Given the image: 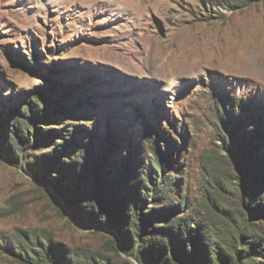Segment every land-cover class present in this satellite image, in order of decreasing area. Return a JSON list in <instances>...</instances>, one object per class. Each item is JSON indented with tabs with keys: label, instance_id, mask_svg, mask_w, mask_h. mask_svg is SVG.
<instances>
[{
	"label": "rangeland",
	"instance_id": "374dc122",
	"mask_svg": "<svg viewBox=\"0 0 264 264\" xmlns=\"http://www.w3.org/2000/svg\"><path fill=\"white\" fill-rule=\"evenodd\" d=\"M81 156L96 188L70 170ZM137 181L141 211L167 216L152 225L224 253L233 235L264 263V0H0V264L50 245L71 264H138L117 216L79 217Z\"/></svg>",
	"mask_w": 264,
	"mask_h": 264
},
{
	"label": "trees",
	"instance_id": "16d2710c",
	"mask_svg": "<svg viewBox=\"0 0 264 264\" xmlns=\"http://www.w3.org/2000/svg\"><path fill=\"white\" fill-rule=\"evenodd\" d=\"M28 106L30 108V111H32L33 103L28 104ZM32 115L35 114L32 113ZM36 131H42V129H37ZM22 132L23 131H19V133ZM48 133L52 134L54 133V130L51 129ZM23 134L27 133L23 132ZM39 135L42 136V134ZM63 139L70 140L71 138L65 137ZM234 142L238 145L240 143V141L236 142V140ZM71 143L72 141L69 142L65 140V144L63 145V147L71 148ZM247 151L248 149L244 151L243 156H241V158L244 159L243 161H246L248 157L251 158V155H253V158L250 161V167L254 168L257 164L258 158L254 156L255 154H251L250 151ZM79 158L81 162L75 161L69 164V166L72 167L70 170H72V172H74L75 174V180H78L80 187L96 188V183L87 184L85 182V180L87 179V172L84 176H81L77 173V170L80 168L84 169V171H86V169L88 168L87 157L81 156ZM75 165L76 169L74 168ZM49 168L50 167H44V173L41 175L49 177L52 181L51 184H59L65 178V176L61 173V169H55L56 175L55 177H53L52 175H49L47 173ZM170 178L174 179L172 177ZM96 179L97 178L94 176V181ZM122 179L123 177H119V179L114 180V183L113 181L109 180L110 183L107 185V187H110L111 185L113 187H118ZM160 180L162 181V183L159 186V191H161L162 193L166 190H170V183H167L166 181L164 182L162 178ZM142 188V182L137 181L131 187L130 191L126 192V195H124V198L129 194L130 197H127L122 204H113V202L109 200L106 202L108 206L106 211L103 210V205L98 204L97 209L91 210L89 213L85 211L84 213H81V215L79 213V217L81 218L83 225H86L88 220H95L98 225L107 226L110 217L112 215H115L116 218L117 216L118 221L115 222V225L117 228L121 229L124 234L122 238V248L128 256L134 257L135 261L138 264H255L251 261V259L249 260L248 255L250 250L256 251V248L259 247H257L252 242H246L243 247L240 243H238L239 238L234 239V241H232L233 235H230L231 239L227 243H224V245L228 247V249H225L227 253H224L221 250L220 246L216 244L215 240L212 242H209V240H207L209 244H207V246H204V249H198L195 244V248H193L192 240L191 238H189L194 232L198 236L197 231L195 229H192V227H187L186 225L181 224H165L163 227H156L152 225L151 221L154 218H162L164 220V218H167V216H165L163 213H158V207H156V209L152 210L150 213H144L143 211H141L140 204L137 205V203L139 200L142 201L141 204H143V200L140 197V194L142 191L146 190ZM156 189L157 188L153 190ZM74 190L75 188L73 187L71 193H74ZM104 191L108 192L107 189ZM57 192L62 191L59 190ZM71 197H74V194H71ZM146 197H148V195H146ZM122 198L123 197L121 196L119 197V199ZM152 198H154V196ZM70 202L66 200L65 203L66 205H68V203ZM82 208L86 210L84 207ZM78 209H80V207ZM162 211H165V209H163ZM261 211L262 209L260 207H254L252 213H260ZM182 226L187 232L189 238L187 240L184 239L185 232H182ZM175 229L177 230L176 234L174 233ZM248 236L249 238H252V235ZM186 241L189 242V246H192V250H189L187 249V247L184 246V242ZM114 245H116V242L113 241V247ZM246 245L249 248L248 250L245 249ZM238 247L241 248V252H239V250L237 249ZM259 250L263 251V248H260ZM31 254L32 257L30 260L27 255L24 256L25 260L31 261L28 264H71L70 262H67V259H65V257H63L61 250H56V247L52 245L48 246L47 249H43V251L40 253L32 252ZM82 264H112V262L104 257L98 262L84 261ZM125 264L132 263L126 262ZM257 264L264 263L259 262Z\"/></svg>",
	"mask_w": 264,
	"mask_h": 264
},
{
	"label": "bare ground",
	"instance_id": "6f19581e",
	"mask_svg": "<svg viewBox=\"0 0 264 264\" xmlns=\"http://www.w3.org/2000/svg\"><path fill=\"white\" fill-rule=\"evenodd\" d=\"M194 29V28H193ZM192 31V30H191ZM201 33V32H200Z\"/></svg>",
	"mask_w": 264,
	"mask_h": 264
}]
</instances>
